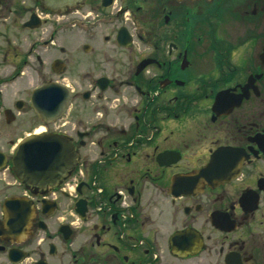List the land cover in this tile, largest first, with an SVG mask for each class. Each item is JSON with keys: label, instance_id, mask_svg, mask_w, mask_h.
I'll return each mask as SVG.
<instances>
[{"label": "flooded vegetation", "instance_id": "flooded-vegetation-1", "mask_svg": "<svg viewBox=\"0 0 264 264\" xmlns=\"http://www.w3.org/2000/svg\"><path fill=\"white\" fill-rule=\"evenodd\" d=\"M69 23L78 120L55 125L30 98L68 86ZM37 122L72 144L53 185L3 138ZM0 155V264H264V0H0Z\"/></svg>", "mask_w": 264, "mask_h": 264}, {"label": "water", "instance_id": "water-1", "mask_svg": "<svg viewBox=\"0 0 264 264\" xmlns=\"http://www.w3.org/2000/svg\"><path fill=\"white\" fill-rule=\"evenodd\" d=\"M50 9L72 6L80 0H38ZM120 37H127L119 32ZM72 98L71 89L62 84H43L33 91L30 104L34 113L43 122L60 118L68 108ZM2 155H0V158ZM11 169L16 178L27 185L44 186L54 184L57 178L64 176L74 164L72 144L66 137L38 133L28 134L18 141L12 156ZM45 202V200H42ZM14 206L13 200L5 202V208ZM21 207L30 204L21 200Z\"/></svg>", "mask_w": 264, "mask_h": 264}, {"label": "rangeland", "instance_id": "rangeland-1", "mask_svg": "<svg viewBox=\"0 0 264 264\" xmlns=\"http://www.w3.org/2000/svg\"><path fill=\"white\" fill-rule=\"evenodd\" d=\"M69 32L67 35V45H68V55H69V77H68V81H67V85L68 87L73 91V93H75V95L78 94V92L80 91V86L79 81L77 79L76 76L72 75V72H74L77 69H79L80 66V62H79V58H80V44H81V40H80V31L77 30L80 29V25L79 24H75V26H73V24L69 23ZM79 25V26H78ZM104 33V32H103ZM103 34H100L99 36H102ZM101 38V37H100ZM101 40V39H100ZM80 101V98H74V101L72 103V105L69 107V109L66 111V113L63 115V118L60 121H57L55 123V125H61L63 122L65 121H70L73 123H76L78 120V103ZM80 118V115H79ZM47 125L37 122V125L35 126L34 130H37L38 128H42L45 127ZM30 132L29 130H25V133ZM25 133H17V134H9L6 133L3 138L6 142V147H8L9 143L11 144V142H16L17 140H19L20 138L26 136Z\"/></svg>", "mask_w": 264, "mask_h": 264}, {"label": "bare ground", "instance_id": "bare-ground-1", "mask_svg": "<svg viewBox=\"0 0 264 264\" xmlns=\"http://www.w3.org/2000/svg\"><path fill=\"white\" fill-rule=\"evenodd\" d=\"M43 128H38L36 131H35V134H38L42 131Z\"/></svg>", "mask_w": 264, "mask_h": 264}]
</instances>
